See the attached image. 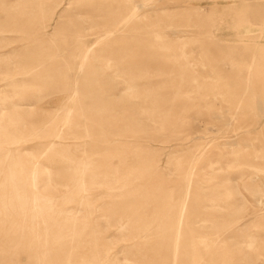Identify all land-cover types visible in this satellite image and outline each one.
Masks as SVG:
<instances>
[{
    "label": "rangeland",
    "instance_id": "1",
    "mask_svg": "<svg viewBox=\"0 0 264 264\" xmlns=\"http://www.w3.org/2000/svg\"><path fill=\"white\" fill-rule=\"evenodd\" d=\"M60 1L0 0V121L63 234L2 233L0 264H264V0Z\"/></svg>",
    "mask_w": 264,
    "mask_h": 264
},
{
    "label": "bare ground",
    "instance_id": "2",
    "mask_svg": "<svg viewBox=\"0 0 264 264\" xmlns=\"http://www.w3.org/2000/svg\"><path fill=\"white\" fill-rule=\"evenodd\" d=\"M5 1L6 0H2V3ZM62 1L63 0H61L58 3V5ZM69 3H71L70 0H68L67 3H65V5L66 4L68 5ZM15 8L17 9V6ZM14 12H18L20 13V15L31 14L30 11H28L27 9L14 10ZM11 16H13V19L14 17H16V15H12L11 13L9 15L5 14V17L7 18ZM19 22H21V19H17L15 23H19ZM111 33L112 31H104L103 33L95 36L90 42L84 43L83 45L85 46L86 54L91 53L93 51V48L99 46L100 44H104L106 40H108L111 37ZM2 38L3 40L6 39V37L4 36ZM1 54H3V52H0V56ZM209 90H212V89H209ZM16 123H18V120L14 118L12 120L10 119L9 121L5 123L0 121V174H3V179L0 180V235L2 233H6V235L10 237L9 239L11 241L13 240V242L15 241V243H18L17 246L14 247V250H18V247L21 244V241L19 240L21 239L20 237H24V236L27 237V235L32 240V243L30 245L34 247L35 246L34 244H37L38 239H39L37 231H38V225L42 222V221L40 222V219H45L44 220L45 222H43V226L44 228H46L45 235H46V241L49 242V247L51 243H53V241H56L57 244H60L61 238L63 237L62 232L61 231L56 232L54 229H52L53 231H50L49 228H51V226H48V224L46 225V221H48L50 216H52L54 213L52 212L51 215L47 214L48 212L47 209L51 207L50 204L52 205L53 197H51L48 194H43L42 192H40L39 190L41 187L40 181H41L43 172L36 164L33 163L35 162L34 159L37 157V154L36 152H32L29 154L30 155L29 158L25 157V155L22 152L23 149L20 146L23 136H20L17 134V132H15L14 130H11V128L14 125H16ZM51 146L53 147L55 145L51 144ZM62 149L66 151L67 153L70 152L69 150L70 146H65ZM69 160L71 162L76 161V159L73 157H71ZM84 161L85 160H81L82 163H85L86 161L88 162L89 160H86L85 162ZM78 169L79 167L76 166L75 170H78ZM140 169H135V170L132 169L131 172H135V173L140 172L142 171ZM151 178H148L146 180L145 186L147 185L150 186V184L152 186V184L154 183L153 182L154 180H151ZM111 180L113 179L109 175L97 176L94 174L91 177V182L97 185L109 183ZM115 181H118V179H116ZM33 186L35 187L34 191H32V188H31ZM156 186H157L158 191L161 192L163 190L164 186L161 185V187H159L160 186L159 181H156ZM76 187H79L80 190H84L85 184L83 183V181L80 180L79 184H77ZM6 198H8L9 203L4 202ZM8 205H10L11 210H15L17 215L20 216V218H22V223H20L19 225H17V223H14L15 218H16L15 217L12 220L11 224H9L10 227H7V229H5L4 226H5L6 219H5V216H3L2 214L4 212V207L6 208V206ZM52 211H55V210L53 209ZM63 211L65 210L61 209L59 213L62 214ZM23 227L26 229H24ZM166 234L169 235V232ZM52 235H54V238H53L54 240L51 239ZM35 240H37V242ZM203 244L205 245V249H208L210 247V244H208L207 242H204ZM46 246L48 247V245ZM158 246L162 250H164L165 247H168L167 245L163 243H158ZM67 248L68 247L66 246H62V247L59 246L57 247L55 254L61 255V252H66ZM34 249L36 248L34 247ZM106 251H107V246L105 244H95L92 247L91 243H87L85 250L82 253H79V256L80 255H98V253L101 254V252L104 253ZM65 259L67 260L66 264L71 263L70 258H65ZM91 259L92 258L88 256V258H86L84 262L86 263L90 262ZM79 260L82 261L83 258L78 259V261L76 259V264L80 263Z\"/></svg>",
    "mask_w": 264,
    "mask_h": 264
}]
</instances>
